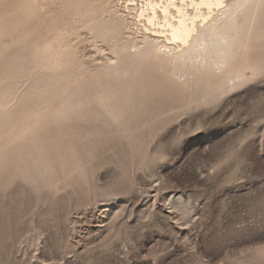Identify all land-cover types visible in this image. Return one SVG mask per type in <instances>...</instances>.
<instances>
[{
	"label": "rangeland",
	"instance_id": "obj_1",
	"mask_svg": "<svg viewBox=\"0 0 264 264\" xmlns=\"http://www.w3.org/2000/svg\"><path fill=\"white\" fill-rule=\"evenodd\" d=\"M145 3L0 0V264H264V23L203 88Z\"/></svg>",
	"mask_w": 264,
	"mask_h": 264
},
{
	"label": "bare ground",
	"instance_id": "obj_2",
	"mask_svg": "<svg viewBox=\"0 0 264 264\" xmlns=\"http://www.w3.org/2000/svg\"><path fill=\"white\" fill-rule=\"evenodd\" d=\"M139 16L146 33L155 37L130 50L133 62L156 57L181 81L210 88L225 77L243 79L234 63L236 47L247 27L264 23V0H146ZM194 57L206 59L196 62Z\"/></svg>",
	"mask_w": 264,
	"mask_h": 264
}]
</instances>
